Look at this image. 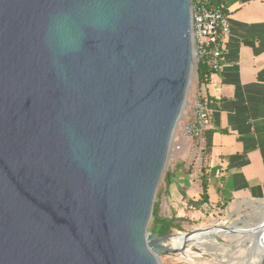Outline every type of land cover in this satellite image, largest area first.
<instances>
[{"label": "water", "instance_id": "obj_1", "mask_svg": "<svg viewBox=\"0 0 264 264\" xmlns=\"http://www.w3.org/2000/svg\"><path fill=\"white\" fill-rule=\"evenodd\" d=\"M191 21V0H0V264H162L217 225L148 229Z\"/></svg>", "mask_w": 264, "mask_h": 264}, {"label": "crops", "instance_id": "obj_2", "mask_svg": "<svg viewBox=\"0 0 264 264\" xmlns=\"http://www.w3.org/2000/svg\"><path fill=\"white\" fill-rule=\"evenodd\" d=\"M217 2L229 20L222 68L209 75L203 86L196 81L190 103L199 87L210 114L207 130L212 131L211 148L204 160L209 203L226 207L247 199L264 200V1ZM191 117L189 107L182 120ZM200 143L204 144V138ZM167 173L161 204L168 203L175 216L192 220L196 212L182 193L197 201L200 180L197 185L190 175H177V170ZM259 256L253 264L260 262Z\"/></svg>", "mask_w": 264, "mask_h": 264}, {"label": "rangeland", "instance_id": "obj_3", "mask_svg": "<svg viewBox=\"0 0 264 264\" xmlns=\"http://www.w3.org/2000/svg\"><path fill=\"white\" fill-rule=\"evenodd\" d=\"M196 79V68H193L184 108L172 136V143L165 164V172L160 179L154 200V204H157L159 208V214L165 217L173 215L168 203L161 204V192L165 174L168 171L177 170V175H190L192 179L196 180L195 183L197 184L202 174V168H206L204 165V154L202 153L199 141H190L182 138L180 135L181 122L185 111L189 108L192 98L191 92ZM177 146L180 147L179 150L175 149ZM190 209L196 212L195 216L192 217L193 219L185 218L179 221L178 223L183 230L174 229L172 233L187 232L217 224L208 231L211 235L212 232L216 233L214 244L210 243L208 245V249L212 253L206 252L203 248L192 246L190 251L197 254L198 260H184L183 255L185 253L161 254L159 258L162 264H239L240 259L243 257L242 248H251L254 245V234L260 229V224L264 221V204L251 199L242 200L223 208L221 206H211L208 203L200 206H191ZM219 209L221 211H218ZM151 221L152 219L148 223V229L151 227ZM222 226H229L235 229L236 232L229 234L220 229ZM196 248L202 249V252Z\"/></svg>", "mask_w": 264, "mask_h": 264}, {"label": "built area", "instance_id": "obj_4", "mask_svg": "<svg viewBox=\"0 0 264 264\" xmlns=\"http://www.w3.org/2000/svg\"><path fill=\"white\" fill-rule=\"evenodd\" d=\"M191 20L196 67L200 62L208 69L209 75L219 72L222 68L223 40L229 34L227 13L211 5V0H191ZM189 107L192 117L182 120L180 135L190 141L200 140L210 126V114L199 87L195 89V97Z\"/></svg>", "mask_w": 264, "mask_h": 264}, {"label": "trees", "instance_id": "obj_5", "mask_svg": "<svg viewBox=\"0 0 264 264\" xmlns=\"http://www.w3.org/2000/svg\"><path fill=\"white\" fill-rule=\"evenodd\" d=\"M226 3H229L234 0H225ZM211 5H214L215 7L221 9L224 11L223 8H220V2L218 3L217 0H212ZM225 12V11H224ZM196 73H197V85L200 86L202 84L207 83L209 78V71L208 69L198 62L196 67ZM211 130H206L203 134L204 138V144L201 145L200 140L199 143L202 146V153L205 156L209 153L211 148ZM202 138V139H203ZM206 169V168H205ZM205 169L202 168V174L200 176V186H201V193L200 198L197 201H193L192 199L187 198L185 194L182 193V197L187 200L188 206H200L203 204L209 203V194H208V179L207 174L205 173ZM168 176V173L165 174V178ZM226 204L221 206L222 208L225 207ZM184 218L177 217L175 214H173L171 217H165L159 214V208L157 204H154L153 213H152V221H151V227H153L154 232H156L159 235H169L172 234L174 229L177 230H183L181 225H179V221H182Z\"/></svg>", "mask_w": 264, "mask_h": 264}, {"label": "bare ground", "instance_id": "obj_6", "mask_svg": "<svg viewBox=\"0 0 264 264\" xmlns=\"http://www.w3.org/2000/svg\"><path fill=\"white\" fill-rule=\"evenodd\" d=\"M256 201L264 204V200L262 199L256 200ZM260 225H261L260 229L256 231L254 234V245L251 248L250 247L242 248L243 257L240 259L239 264H253L254 260L259 255H260L259 259L261 261L262 255L264 252V221H262ZM215 234L216 233L212 232V235H211V233L208 231L197 233L190 238V241L194 243L193 246L203 248L206 252L212 253L211 251H209L208 245L210 243L214 244ZM183 242L184 240L181 237V235H178L175 238L171 239L170 244L173 247H179L181 244H183ZM199 250L202 252V249H199ZM183 258L184 260H188V261L198 260L197 254L193 251H190V248L187 249V251L185 252V255H183Z\"/></svg>", "mask_w": 264, "mask_h": 264}]
</instances>
